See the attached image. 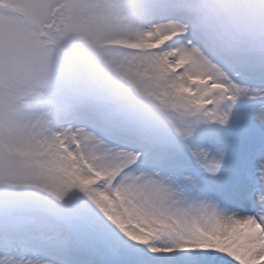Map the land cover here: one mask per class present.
Returning a JSON list of instances; mask_svg holds the SVG:
<instances>
[{
	"label": "snow or ice",
	"instance_id": "snow-or-ice-1",
	"mask_svg": "<svg viewBox=\"0 0 264 264\" xmlns=\"http://www.w3.org/2000/svg\"><path fill=\"white\" fill-rule=\"evenodd\" d=\"M0 264H264V0H0Z\"/></svg>",
	"mask_w": 264,
	"mask_h": 264
}]
</instances>
